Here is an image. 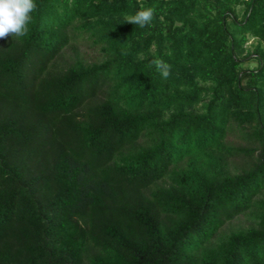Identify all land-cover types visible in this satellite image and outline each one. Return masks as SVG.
Listing matches in <instances>:
<instances>
[{
  "label": "trees",
  "instance_id": "16d2710c",
  "mask_svg": "<svg viewBox=\"0 0 264 264\" xmlns=\"http://www.w3.org/2000/svg\"><path fill=\"white\" fill-rule=\"evenodd\" d=\"M35 3L0 39V264H264V0Z\"/></svg>",
  "mask_w": 264,
  "mask_h": 264
},
{
  "label": "clouds",
  "instance_id": "9594fccd",
  "mask_svg": "<svg viewBox=\"0 0 264 264\" xmlns=\"http://www.w3.org/2000/svg\"><path fill=\"white\" fill-rule=\"evenodd\" d=\"M35 0H0V39L23 37L29 31L32 22V13L36 10ZM155 15V9L149 7L137 11L134 15L126 17L128 24L144 28L149 25ZM161 61L154 60L152 64L160 67ZM167 75V73H164Z\"/></svg>",
  "mask_w": 264,
  "mask_h": 264
},
{
  "label": "rangeland",
  "instance_id": "374dc122",
  "mask_svg": "<svg viewBox=\"0 0 264 264\" xmlns=\"http://www.w3.org/2000/svg\"><path fill=\"white\" fill-rule=\"evenodd\" d=\"M83 50H85L90 57L95 56V52L93 50L88 49V48H85ZM239 224H242V225H245L246 226L247 225L246 219L244 217H242V219L240 221L239 220H236V221L233 222V226H237Z\"/></svg>",
  "mask_w": 264,
  "mask_h": 264
}]
</instances>
